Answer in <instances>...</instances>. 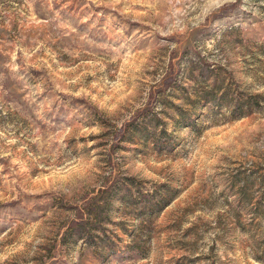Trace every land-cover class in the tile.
<instances>
[{"label":"rangeland","instance_id":"1","mask_svg":"<svg viewBox=\"0 0 264 264\" xmlns=\"http://www.w3.org/2000/svg\"><path fill=\"white\" fill-rule=\"evenodd\" d=\"M0 264H264V0H0Z\"/></svg>","mask_w":264,"mask_h":264},{"label":"trees","instance_id":"2","mask_svg":"<svg viewBox=\"0 0 264 264\" xmlns=\"http://www.w3.org/2000/svg\"><path fill=\"white\" fill-rule=\"evenodd\" d=\"M172 84H173V81H169V82H168L169 87H171Z\"/></svg>","mask_w":264,"mask_h":264}]
</instances>
